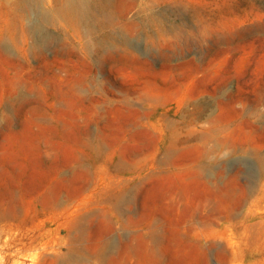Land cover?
<instances>
[{
	"label": "rangeland",
	"instance_id": "1",
	"mask_svg": "<svg viewBox=\"0 0 264 264\" xmlns=\"http://www.w3.org/2000/svg\"><path fill=\"white\" fill-rule=\"evenodd\" d=\"M58 3L0 0V264H264V0Z\"/></svg>",
	"mask_w": 264,
	"mask_h": 264
},
{
	"label": "bare ground",
	"instance_id": "2",
	"mask_svg": "<svg viewBox=\"0 0 264 264\" xmlns=\"http://www.w3.org/2000/svg\"><path fill=\"white\" fill-rule=\"evenodd\" d=\"M39 2H40V0H16V5L21 10L22 13H28L29 11L31 12L32 8H36L38 6ZM109 2H110V0H99V3H105L104 6L106 4H108ZM91 3H92V0H59L57 9L55 7L54 13L53 12L52 13L50 12V13H51L52 17H56L58 19L62 18V19H66L72 23L74 22V23H80V24H88L89 18H91L93 16L92 12H91L92 10H90V4ZM93 4H94V2H93ZM108 6H109V4H108ZM107 12L108 11H106V14H107ZM47 17L48 16H46V18ZM28 26H30V25H28ZM31 31L35 34L39 33L40 32V25L36 24V23L32 24L31 25ZM21 94L24 95L23 93H21ZM24 97H26V95ZM24 97H22V98H24ZM262 160H263V158H262ZM6 220H7V218H6ZM6 246H9V244L7 242H6Z\"/></svg>",
	"mask_w": 264,
	"mask_h": 264
}]
</instances>
